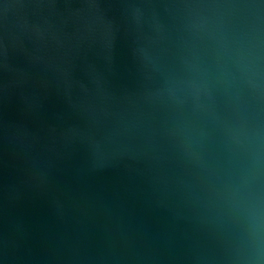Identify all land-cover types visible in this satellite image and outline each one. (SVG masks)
<instances>
[{
	"label": "water",
	"instance_id": "1",
	"mask_svg": "<svg viewBox=\"0 0 264 264\" xmlns=\"http://www.w3.org/2000/svg\"><path fill=\"white\" fill-rule=\"evenodd\" d=\"M0 264H264V0H0Z\"/></svg>",
	"mask_w": 264,
	"mask_h": 264
}]
</instances>
